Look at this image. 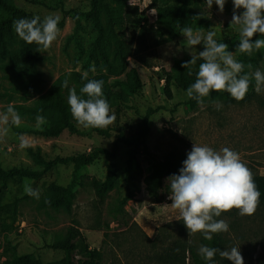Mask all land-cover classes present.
<instances>
[{"label":"rangeland","instance_id":"374dc122","mask_svg":"<svg viewBox=\"0 0 264 264\" xmlns=\"http://www.w3.org/2000/svg\"><path fill=\"white\" fill-rule=\"evenodd\" d=\"M8 1L42 19L58 15L60 35L41 54L40 69L45 83L40 89L29 87L31 77L16 63L28 52L29 44L18 37L13 24L11 34L4 36L5 48L0 51V112L12 104L21 124L8 125V134L0 140L1 166L6 170H40L36 154L53 160L87 154L99 147L111 151L116 141L119 144L111 160L101 156L79 171H75L73 164L58 165L38 182L28 179L31 187L39 190V199L25 194L26 178H0V264H11L20 255H31L42 264H64V252L52 245L63 241L71 226L82 231L91 249L100 250L103 264H184L161 258L176 243L196 246L194 254H186L185 264H207L209 261L199 255L198 249L201 245L212 247L213 239L206 240L200 234L189 237L179 211L170 207L173 201L167 198L157 203L153 199L150 194L153 168L156 161L172 152L182 153L187 159L193 145L199 144L217 151L228 147L239 153L253 176H264V90L259 94L255 91L250 102L235 100L227 104L223 97H208L197 109L186 108L188 96L176 81L177 68L191 52L203 51L204 46L191 48L181 33L175 40L159 46L154 30L156 7H173L179 4L178 0H131V3L128 0L123 6L121 0H107L110 10L101 9L100 30L87 15L92 0ZM191 7L211 22L217 42L227 43L229 51L236 52L240 37L238 30L230 26L232 0H227L223 13L216 5L209 9L203 0H192ZM72 11L79 14L78 28ZM138 19L143 23L139 24ZM185 26L194 32L203 29L204 35L208 32L199 25ZM119 42L125 58L119 53ZM239 54L236 53V59ZM248 57L252 65L248 72L264 71V48L254 50ZM93 65L95 72L91 70ZM134 71L140 88L131 93L125 85L131 82ZM85 72L88 78L98 77L104 82V98L116 117L102 129L107 134L77 125L81 134L65 131L54 138L39 135L37 131L53 121L50 113L33 112L40 97L64 77L68 87L63 95L70 111L67 102L70 89L75 87L81 95L75 75ZM168 78L172 99L165 94ZM151 109L155 113L149 119L150 131L145 142L139 139L126 143L125 139L131 141L140 135L144 117ZM37 115L46 119L40 129L36 127ZM71 119L77 124L72 115ZM20 135L28 141L25 148L19 147ZM109 167L115 172L114 186L100 204L93 181L104 180ZM55 185L71 187L75 194L71 211L43 205L56 195ZM124 198L127 202L122 207ZM220 219L229 224L228 232L218 234L222 250L238 247L245 264H264V207L259 205L252 216H240L233 210ZM218 264L232 262L221 258Z\"/></svg>","mask_w":264,"mask_h":264},{"label":"clouds","instance_id":"9594fccd","mask_svg":"<svg viewBox=\"0 0 264 264\" xmlns=\"http://www.w3.org/2000/svg\"><path fill=\"white\" fill-rule=\"evenodd\" d=\"M227 0H206V6L212 9L213 4L218 6L221 13L225 10ZM234 5L230 23L239 32V44L236 52L229 51L227 43L217 42L216 33L209 30L206 35L203 29L194 32L191 27L185 26L181 30L185 42L191 48L203 44L204 50L193 53L191 60L183 63L192 75V66L199 64L196 79L186 92V95L204 104V99L213 91L227 92L237 102L242 101L249 91L251 81H255L257 94L264 90V71L259 69L245 73V65L236 59V53L251 56L254 50L264 48V39H254L257 34L264 37V0H232ZM131 3V0H130ZM155 9H153L154 11ZM60 17L50 14L41 22L40 16L31 19L20 18L13 21V28L18 37L29 45L36 44L38 52H47L60 35L58 27ZM250 70L252 65L247 66ZM95 72V66L92 69ZM87 82L77 94L75 87L71 88L68 104L73 119L79 127L104 129L116 119L112 114L109 102L104 98L102 80H89L88 73H83ZM65 88L68 82L65 81ZM86 97V98H85ZM222 107L219 102H216ZM46 123L42 115L36 116V127L41 128ZM19 126L21 117L12 104L5 111L0 112V140L9 131L8 125ZM19 147L28 146L24 135L18 137ZM171 189L169 199L173 201L171 208L180 213V218L187 228L189 237L200 234L204 239L211 241L213 234L226 233L229 224L224 219H216L222 214L238 211L240 216H252L257 211L260 202V192L255 184L251 170L242 161L236 151L223 147L219 151L207 145L194 144L187 154L179 175L167 178ZM25 194L39 199V190L31 187L27 178L24 182ZM199 255L211 262L218 254L232 264H245L240 248H220L201 245Z\"/></svg>","mask_w":264,"mask_h":264},{"label":"trees","instance_id":"16d2710c","mask_svg":"<svg viewBox=\"0 0 264 264\" xmlns=\"http://www.w3.org/2000/svg\"><path fill=\"white\" fill-rule=\"evenodd\" d=\"M107 0H92L91 1V11L87 14L91 17L95 27L98 30L101 29L99 22L100 12L102 8H110L106 4ZM128 0H121L120 3L125 4ZM206 3V0H203ZM179 4L173 7L160 8L156 7L157 19L155 33L157 37V45L161 46L165 43L175 40L181 33L182 28L186 25H199L206 29L211 30V22L207 21L205 15L200 14L196 9L192 8V0H178ZM215 4H213L214 6ZM122 8V7H121ZM0 51L5 48L4 36L10 35L12 32V24L15 18H28L31 19L35 15L27 12L21 7L11 3L8 0H0ZM124 12H127L123 10ZM73 18L76 20L77 28L80 25L79 14L72 11ZM43 19L41 18V22ZM139 24L143 21L137 20ZM141 29L143 26L141 25ZM258 35V34H257ZM259 36V35H258ZM264 39V37H261ZM119 53L125 58L122 52V44L119 42ZM191 60V56L187 57L183 62L178 65L177 68V83L182 87L184 91L187 92L188 87L195 82L196 74L198 72L199 64L203 61L198 60L197 64L192 66V75L187 74L186 70L182 65L184 62ZM237 60L245 65V73L248 72V65L250 58L247 54H239ZM42 61L41 53L38 52V46L36 44L29 45V50L27 53L20 56L16 63L22 67L23 73L31 77L29 84L30 88L40 89L45 83L43 72L40 69V63ZM75 79L79 82L81 87L87 82L83 79V75L76 74ZM89 80L95 79L99 80L98 77L88 78ZM67 81L66 78H60L57 80L51 90L42 95L39 99L38 107L33 112L40 114H47L53 117V121L49 126L44 127L42 130L37 131L39 135L47 138L59 137L63 132L68 131L71 134H81L82 132L78 128L77 124L71 119L70 111L65 103V98L63 95L64 82ZM131 93H135L140 88V80L136 71L132 76L131 82L125 85ZM165 94L168 99L173 98L172 91L170 89V78L167 80V85L165 86ZM255 95V81H251L249 91L246 97L243 99L244 102H250ZM209 97H223L226 99L227 104L235 102L230 94L227 92L217 93L213 91L210 93ZM86 98V97H85ZM208 97L204 99V103ZM185 106L188 110H195L201 105L197 103L196 100L188 97L185 102ZM155 110H149L142 123V132L138 137L125 139V142L132 144L138 142L139 139L143 143L150 131L149 119ZM90 130L96 131L101 134H107V132L98 128H89ZM119 142L116 141L113 145L111 151L104 148H96L91 150L89 153L76 154L67 157H57L53 160H47L40 156L35 155L37 162L39 163L40 170H29V169H4L0 164V178L3 179H31L34 182H38L47 174H49L58 165L73 164L75 171L81 170L83 167L90 166L94 164L101 156H104L107 160H111L115 157V152L118 148ZM186 160V156L182 153L172 152L165 156L161 161H156L153 168V183L150 187V194L157 203H162L171 194V189L167 183V178L172 175H179L180 169L183 167V162ZM114 175L115 172L112 167L108 168V174L104 180H94L93 186L96 191L97 197L99 198L100 204L103 203L107 193L114 186ZM255 184L260 192V202L259 205L264 207V176H253ZM54 190L56 195L48 200H46L43 205L50 208H61L65 207L68 211H71L73 206V201L75 199V194L70 186L55 185ZM127 202L124 198L121 201V206L123 207ZM226 215V214H222ZM221 216V217H222ZM217 217L216 219H220ZM212 247L220 248L222 250V238L215 234ZM55 250H61L65 254L64 264H103V256L98 249H91L87 243V238L84 236L82 231L76 227L71 226L67 232L65 239L52 245ZM195 244L190 243H176L173 247L168 248L163 254L162 259L169 262H180L187 259L186 254H194ZM221 257L217 254L213 261L207 264H218ZM11 264H42L38 259H35L31 255H20L14 257Z\"/></svg>","mask_w":264,"mask_h":264}]
</instances>
